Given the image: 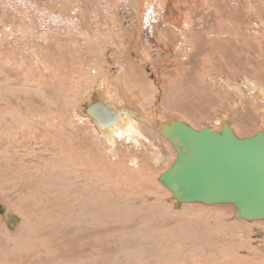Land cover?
Wrapping results in <instances>:
<instances>
[{"label": "rangeland", "instance_id": "rangeland-1", "mask_svg": "<svg viewBox=\"0 0 264 264\" xmlns=\"http://www.w3.org/2000/svg\"><path fill=\"white\" fill-rule=\"evenodd\" d=\"M138 1L0 0V110L4 112L7 119L3 124L4 129L0 128V140L3 138V145L1 144L0 147V205L5 209V213L0 215V234H11L18 246V250L15 251L8 248L11 241L1 244L0 264H264V219L248 221L236 218L234 217L235 207L231 204L206 205L190 202L175 205L170 191L158 180L159 175L172 163L175 150L171 143L150 125L140 130L147 140L141 139L139 148L129 141L116 138L114 141L117 155L113 157L108 152L109 143L99 138L100 141H97V144L100 153L96 150L88 152L84 149L80 155L82 156L80 170L84 168V161V166H89L88 169L91 170H88V173L83 170L84 174L80 177L82 179L76 175L75 177L72 170L65 167L66 160L65 163L64 160H58L61 158L57 157L56 147L62 143V136L57 130H64L66 147L70 145L71 135L74 137L84 134L86 137L88 135L92 137L97 132L98 136V130L90 120L87 111L83 112L79 104L87 101L86 98L91 103L102 100L100 95L93 93L94 88L97 87L103 73V77H109L116 75L117 70L121 71L115 57L121 56L124 52L126 55V50L122 52L120 48L113 50L112 43L110 48L102 52V45H93L92 40L98 37L96 31L103 24L109 25L110 20L117 27L116 32H122L120 28L118 29V26L121 27L122 24L123 27L132 28V34L137 35L138 28L134 24L137 21L135 9ZM170 1L180 5L184 15L187 14V19L193 25L191 29L194 26L198 29L197 42L202 44L206 40L204 38L206 32L204 34L202 29L205 28V24L209 26L219 15L224 16L222 19L225 20V16L234 6L223 10L219 3L216 5L214 1L211 3V9L214 10L208 12L209 17H205L206 14H203L202 10L206 3L204 0ZM63 5L67 11L62 13ZM222 7L226 8L225 5ZM243 9L241 8L240 12H243ZM162 14L163 16L157 20L146 18L148 23H145V17L140 20L144 26L140 30L142 39L150 45L156 44L159 51L161 50L157 45L158 41L150 32L152 29L158 30L167 23L164 19L167 17V12L163 11ZM248 20L244 25L245 30ZM97 33L101 35V30ZM244 33L246 37L252 39L254 47L260 50L257 40H260L264 33L260 36L255 32ZM184 34L188 39V35ZM120 36L113 37L112 40L117 39L118 44L125 47L126 41L123 37L126 38L127 34L122 35L121 40ZM215 37L218 41L214 42V45L211 42L207 45L204 43L205 47L200 46L197 53L193 54L195 56L189 63L196 64L195 70L207 69L212 74L217 73L216 63L208 61L200 64L199 59H195L199 54L208 56L210 50L211 55L208 57L213 55L217 61L223 58L219 55L224 54L218 43L221 36L218 33ZM194 38V35H190L189 42H195ZM179 39H182V36ZM228 39L231 42L232 36ZM114 44L117 46V43L114 42ZM162 49L169 55L168 49L163 44ZM191 51L187 49V55L191 54ZM227 54L226 57H231L233 53ZM171 56L174 57L175 54ZM184 56L180 55L179 59H187V56ZM254 56L256 57V54ZM238 57L240 52L234 58ZM243 60L246 63V65L243 63V69L247 71L248 67L252 73L255 72L253 71L255 67L252 68L254 64H247V56ZM95 63L102 66L99 69L101 71L99 75L88 70L89 66ZM140 68L146 72L142 66ZM130 73L131 71H128V75ZM143 76L145 78L144 73ZM186 79L188 77L183 81H187ZM112 81L109 80L108 83L112 85ZM141 82H145L143 77ZM155 82L157 86L152 87L155 95H150L151 102L145 105V109L152 114L153 108L155 109L156 106L160 108L157 109L156 121H167V116L176 115L171 112L172 103H174L179 109L174 112H179V115L183 116L181 120L189 122L198 129L205 125L216 128L211 121L215 112L207 114V117H200L196 112L190 111V107L185 110L183 106L187 102H175V97L159 90V87H162L161 80L160 83L158 79ZM187 82V86L182 90L185 92L194 90L198 94L192 82L189 80ZM112 87L114 88V85ZM227 89L230 93L229 87ZM114 93L110 91L109 94L118 101L121 96ZM203 95L208 103L206 105H214L217 108V102H214L215 100L207 90H204ZM188 99L192 100L189 97ZM67 101L71 102L67 103ZM168 102H170L168 106L171 104L170 108H163ZM59 103L62 104L61 107ZM63 103L66 104L64 108ZM39 105L46 106L48 112L46 114L49 116V122H45L48 128L43 130L45 135L42 142L31 138L21 139L18 130H24L29 126V124L25 125L26 122L33 119L29 112L30 107L34 111V106ZM258 105H263L262 109H264V102L260 101ZM58 115L64 116L63 125L55 120V116ZM13 117L14 122L8 124ZM76 117L80 118L83 124L85 122V125H79L76 130L70 125L66 127L65 123L69 122L68 119L72 120ZM257 120L246 127L247 129L242 127L245 120H241L238 126L234 123V130L239 136L251 135L260 129V119ZM216 126V129L220 127V125ZM35 130L38 129L35 128ZM69 130H75V135L73 131L69 135ZM56 131L58 138L55 137L54 141L53 137L56 135L53 133ZM41 134L35 133L37 138ZM9 135L19 139L16 142L13 141L15 145L8 140ZM52 141L53 148L57 152L52 149ZM155 148L161 152L156 162L153 159ZM70 154L71 152H68L67 155ZM83 155H88L89 159L92 157L91 161ZM133 156L138 158L139 169L128 164ZM66 158L68 157L65 156L63 159ZM78 168L79 165L75 167L76 171ZM86 176L97 180H89ZM71 179L75 180L76 184L72 180V185ZM125 182H128V185L124 184ZM6 193L8 195H4ZM23 194L24 196L21 197ZM24 202L30 204L27 205ZM20 203L21 206L26 207L25 211L21 209V212L19 209ZM78 208L81 210L79 211ZM76 222H82L84 226H78ZM58 228L59 231L61 230L60 233ZM257 231H260L259 236ZM72 234H74L73 237H71ZM80 241L81 243L78 244L77 242ZM25 248H27L26 252L22 254L23 256L20 255L23 257L20 258L16 253Z\"/></svg>", "mask_w": 264, "mask_h": 264}, {"label": "bare ground", "instance_id": "bare-ground-1", "mask_svg": "<svg viewBox=\"0 0 264 264\" xmlns=\"http://www.w3.org/2000/svg\"><path fill=\"white\" fill-rule=\"evenodd\" d=\"M100 1L101 0H98V2H100ZM214 1H216L215 2L216 5L219 3L220 7L223 10L224 9H227V7L230 8V6H233L234 5L233 6V9L229 11V14L227 16H225V20L222 19V17L224 18V16L219 15V17L216 18V20H213L209 26L207 24H205V28H202L201 27L202 29H204V31H203L204 34L206 32V34L204 36V38H206V40H204V43L206 45L209 44L210 42L212 44L214 42H217L218 40H217V37H215V35L219 33V35L221 36L220 37L221 40H219L218 43H219V45H221L222 52H224V54H219V55L221 57H223V58H221V60L217 61L216 60V57L213 56V55L211 57H208L209 55H211L210 54L211 53V50H210V51H208V56L205 55V57H204L202 54H199V55H197L195 57V59H199L198 63H200V64H204L205 62H208V61H210L212 63H216V66H217L216 67V71H217V73L216 74H212L207 69L206 70H203V71L195 70L194 69V65H196V64L195 63H193V64L191 63V65H190V63H189L190 66H189V68L187 67L188 70H185V72L182 73V76H174L173 77L174 84L176 82L183 83L184 82L183 81L184 78H187L188 77L189 81L192 82V86H194L195 89L198 90V94L194 90H192L191 92L197 94L202 99H205V96L203 95L204 90L205 91L207 90V92L211 96H213L214 94H216L213 97V100L218 99L217 100V108H218L217 110L218 111L216 110L215 111V113H216L215 116L213 118H211L212 120L210 119L212 122H214V124H215L214 126L216 128H217L216 125H221V123L224 122V123L229 124L230 127L234 130V127H233L234 123L236 124V126H238L240 124V121L241 120H245V123L242 126L245 129L246 127H248L250 125L251 121L253 120V117L255 116V117H257V118L260 119V121H259V124H260L259 128L260 129L259 130H263L264 131V109H262L263 108V105H258V103H260V101L264 102V36L260 40H257L259 42V47H260V50H259L258 48H255L254 47L255 45L252 43V39L250 37H246V35L244 33V32H247V31H248L249 34H252L253 32H255L259 36L264 33V0H204V2H206V3L202 7V10H203V14H206L205 17H209L208 16L209 15L208 12H210L211 10H214V9H211V6H212L211 3L214 2ZM103 3H105V1ZM195 3H196V1H195ZM223 5H225L226 8L225 7H222ZM241 8L242 9L244 8V9H247V10H244L243 9V12H240L241 11ZM62 9H63L62 10V13L64 11H67V8L65 7V5H63ZM193 9H194V7H193ZM163 11L164 12H167V14H166L167 17H168V15L170 16V15H174L175 14L173 17H171V16L168 17V18L165 17L164 19H165V21L167 23L170 21V24H172L171 26H173V28L170 27L169 30H174V31H176L179 34L178 35V38H177L178 40L177 41H174L173 43H168V40H166V39H163V41L161 40L162 41V44L165 45L166 48L169 51V55L168 56H171V55L175 54L174 57L173 56H171V57L173 59H177V60H181L182 61V59H179V56L180 55H185V56H187V59H185V61L186 62H189L195 56V55L193 56V54L195 52L197 53V51L199 50V47L200 46L205 47V44L204 43L202 44L200 42L199 43L197 42V32H198V29L195 26L193 27V29H191V27L193 25L190 23L189 19H187V17H186L187 14L184 15V13H183L184 11H183V9H181L180 5L178 6V4H175L174 2H171L170 0H139L138 2H136L135 17H136V20L137 21L134 24L138 28V30L136 32L137 35L132 34L133 33V32H131L132 28L123 27L122 24H121V27H119L117 25L118 26V29L120 28L121 31H122V32L119 31L120 32V34H119V32H116V28L117 27H115L112 24L113 21L110 20L109 25L108 24H103L98 29V30H101V35H98V33H97L98 30L96 29L97 30L96 31V36H98V37H95L92 40V44L93 45L101 44L102 47H103V49L101 51L103 52V51H106L107 50L106 48H110V45L113 43V46H112L113 50H115V48L116 49L117 48H120L119 50L122 52L125 49L126 50V55L127 56H132L130 58L132 60H134V58H137L138 55H136L134 53V51L131 52V50H135V48L138 47L137 46V42H138L139 39L142 38V36H141L142 35V33H141L142 31H140V30H141L142 27L144 28V26L142 25L143 22L141 23L140 20H142V17L143 18L145 17V19L147 18L148 20L151 19V18L157 20V19L160 18V16H163V14H162ZM239 15H241V16H239ZM183 17H184V19H183ZM245 18L247 20L248 19L251 20V21L248 20L247 25H246L247 26L246 30L244 28V25L246 24V21H247V20L245 21ZM147 19H146L145 23H148V20ZM188 21H189V23H188ZM129 23L130 24H133V22H129ZM170 24H169V26H170ZM218 25H219V27H218ZM164 31L165 32H169L166 29H164ZM164 31L162 30V32H164ZM184 33H186L188 35V39H187V36ZM124 34H127V37L126 38L123 37ZM119 35H121L119 37V39L122 38V37H123V39H125L127 46H125V47L120 46L118 44L119 41L117 39H116L117 41L116 40H112L113 37H116V36L118 37ZM190 35H194V37H195L194 40H196L195 42H193V43H190L189 42V36ZM180 36H182V39H179ZM229 36H232L231 42L228 39ZM129 38H131L133 40H130ZM199 40H200V38H199ZM202 41H203V39H202ZM114 42L117 43V46H115ZM187 49H191L192 50L190 52L191 54L187 55V53H186V50ZM139 50L137 49L138 52H139ZM202 50H204V48ZM231 52L233 54H231ZM238 52H240V57L234 58L237 55ZM145 53H144V51H142L141 52V55L143 56V54H145ZM227 53L231 54V57L230 56L226 57V55H228ZM254 54H256V57L254 56ZM126 55H125V52H124L121 56L118 55L117 57H115V59L117 58V64H118V66L121 67V70H122V68L127 69L129 67L128 60H126V62L124 61V58H125ZM242 55L244 57H242ZM142 56H141V58H142ZM161 56L163 57V55H161ZM246 56H247V62H248L247 64L248 65L254 64L252 68L255 67L253 69V71H255V72H253V73L250 71V69H248V67H247V71L245 69H243L244 68V64L246 65V63H245V61L243 59L246 58ZM112 57L114 58V55H112ZM257 57H259V59H257ZM150 58L153 59L152 57H150ZM131 61H129V62L131 63ZM147 61H145V62H147ZM150 62H152V60ZM162 62H165V60L162 61ZM234 63H236V64H234ZM155 66H156V64H155ZM100 67L102 68L101 64H99V63L96 64L95 63L93 66L90 65L89 68H88V70L90 69L92 72H94V74H98L99 75V73L101 72L99 70ZM256 67H260V68H256ZM161 68H163V66ZM177 69L184 70V68L182 66H178ZM90 70H89V72H90ZM134 70L136 71V69H134ZM167 70L168 69H166V71ZM159 71L160 70H158V72ZM116 72H117V74L116 75L114 74L115 76L112 75V76H109V77L108 76L103 77L104 76V73H103V75H102L103 78L101 77L100 81H98L99 83H98L97 87L95 86L96 88H94V92L93 93L96 94V95H100L101 96V99H102L101 101H97V102L93 101L91 103L88 100V98H86L87 101L79 104V108L81 107L83 109L82 110L83 112L84 111H87V113L91 116L90 120L93 122V125L97 128V130H98V136H97V132H96V134H93L92 137L89 136V135L86 137L84 134L81 135V136L75 135V132H76L75 130L79 127V125L83 124L82 121H81V119L76 117L75 119H72L73 121L71 119H68L69 122L68 123H65L66 127L68 125H70V127H72V128L75 129V130H69V135L72 133V131H73V134L75 135L74 137H72V135H71V138L69 140L70 145L66 147L65 142H67V141H65L66 140V137L64 136V130H57L58 132L61 133V136H62V138H61L62 139V141H61L62 143L60 144V146H57L56 147V144H55L56 150L58 152L53 148L54 142L52 141V143H53V145L51 144L52 149H54L58 153V155L56 154L57 157L59 156V158H61V159H58V160H61V161L64 160V163H65V160H66L65 167L67 166L68 169H71L72 172L74 173V176L76 175L78 178L82 177L83 174H84V172H87L88 173V170H91L90 168L88 169L89 166H84L85 161L83 162V167H84L83 170H84V172H82L83 170H80V168H82V160L80 162V159L82 157V156L80 157L81 153H83L84 149L88 150V152H90V151L93 152V151L96 150V152L98 151L100 153L99 146L97 144L98 143L97 141H100L99 138L102 141L107 142V144L109 143L108 152L110 153L111 156L114 157V156L117 155V153L115 152L116 149H115V141H114V139H116V138L124 139V141H129L130 143H132L133 146H135L136 148H139L140 147V141H141V139L142 140L145 139V141L147 140L146 136L143 135V133L140 130H143V127L144 126L150 125L153 130L157 131L158 125L160 124V122H162L161 120L160 121H156L155 120L156 119L155 118L156 117V114L158 112L157 109L158 110L160 109L158 106H156L155 109L153 108L152 109V114H149V115H145L146 113L141 112V111H138L139 109L134 105L135 104L134 100H130L131 97L134 98L136 96L135 93H134L135 91L133 90L134 92H130V90H129V92H130V98H129L126 95V94H128V92H125L122 89V87L120 86V82L122 81V78L124 79V77H125V75H123L124 72L121 71L122 72L121 73V72H118V70ZM248 73H250V74H248ZM142 75H143L142 73L141 74H138L137 73V76L138 77H141ZM74 76H76V75L74 74ZM91 76H93V75L91 74ZM201 76H203V79L202 80L200 78ZM109 80H113L112 81V85L110 83H108ZM114 81L115 82H118L117 83L118 85L116 84L117 86H115V82ZM158 82L160 83V80H158ZM166 83L168 84V82H166ZM113 85H114V88L112 87ZM178 85H180V84H178ZM170 86H172V85L170 84ZM175 86L176 87H180V86H177V85H175ZM228 87L230 89L229 90L230 93L227 91L228 90L227 89ZM110 91H113V93L115 92L114 95L116 94L118 96H121L120 99L117 101L116 99L112 98V96H110V94H109ZM177 91L175 89V91L172 93L174 95L173 97H175L174 100H176V101H177V98H179V97L182 96V95H177L176 94ZM257 92H259V94H257ZM139 95L141 96L142 93L139 94ZM183 97H185V96L183 95ZM188 97L189 96H187L186 98L188 99ZM138 98L139 97H135L134 99H138ZM189 98H191V97H189ZM193 100L199 101L198 98H194ZM70 102L71 101H67V103H70ZM204 102L201 103L200 106H203L205 104H208L205 100H204ZM60 103H59V106L61 107L62 104L60 105ZM99 103H100L99 106H94V105H97ZM112 103L115 104L116 107H113L114 105H112ZM132 103H133V105H132ZM126 104H128L129 106L132 105L133 106L132 108L135 107V110L138 112V114L135 113L136 116H134V113H132L133 110H129L128 108H130V107H128V108L125 107ZM189 104H190V102H189ZM63 105H64V103H63ZM65 105L63 106V108L66 107ZM196 105H199V104L196 103ZM73 107H74V105H73ZM88 107L90 108V110L88 109ZM111 109L112 110H115V109L118 110L119 109L121 112L112 111ZM30 110L31 111H29V112H30V114H32L31 116L33 117V119L28 120L26 122L25 125L29 124V126L25 127L24 130H18L19 131L18 132V135H21V139L22 138H24V140H26V138L36 139L37 141H39L41 143L42 142L43 135H45V131H43V130H47V128H48V125L46 126V123H45L47 121L49 122V120H48L49 116H48V114H46L48 112L46 110V106H42V105L34 106V111H33V108L30 107ZM176 110H179V109L176 107V105L174 103H172V111L171 112L172 113H175L176 115H174V116H171V115L167 116L166 117V119L168 118L167 121H171L172 119H176V118H178V120H181L182 119V116L179 115V112L178 111H177L178 113L174 112ZM82 111H80V112L83 113ZM142 111H144V110L142 109ZM5 112H6V110H5ZM140 112L143 113V114H141ZM3 113L4 112H2L0 110V128L2 130L5 127V125L3 126L4 122L7 121L6 116ZM254 114H256V115H254ZM257 115H259V116H257ZM66 118H68V117H66ZM14 119H15L14 117L11 118V120L8 121V124L9 123L12 124V122H14ZM63 119H64V116L62 117V115L55 116V120L56 121H59L61 123V125L64 124V120ZM167 121H165V122H167ZM183 121H185V120H183ZM185 122H187V121H185ZM187 123L190 124L189 122H187ZM33 124H35V125H33ZM83 125H85V122H84ZM86 125H87V123H86ZM190 125L192 127H194L192 124H190ZM210 127L213 128L212 126H210ZM35 128H37L38 130H35ZM51 131H49V132H51ZM57 131L54 132L53 134L56 135ZM234 132H235V134L237 136H239L236 133L235 130H234ZM35 133H40V134L42 133V134L39 135V137L37 138L36 135H38V134L35 135ZM0 134H1V130H0ZM48 135L52 136L49 133H48ZM159 135L161 136V134H159ZM251 135H248V136H251ZM58 136H59V134H58ZM55 137H57V135L53 137L54 141H55ZM239 137H244V136H239ZM49 138H48V140H49ZM2 140H3V138L0 140V147L3 145V141ZM8 140L10 142L14 143V142H16V140H19V139L16 138V137H14V136H12V135H9L8 136ZM50 140H52V139H50ZM57 140H60V139H57ZM15 144L16 143H14L13 145H15ZM22 145L25 148L24 143H22ZM69 150H72L73 152L72 151H69ZM68 152H71V154H73V155H71V154L70 155H67ZM160 153L161 152L158 149H156V148L154 149V156H153L154 162H156V160L159 159ZM89 154H91V153H89ZM0 155H1V151H0ZM65 156H67L68 158L63 159ZM84 157L85 158H88V155H85ZM67 162H68V164H67ZM128 164L131 167H134V168H138L139 169V166H138V158L137 157H134V156L131 157ZM77 165H79V168L76 171L75 167ZM93 167H96V166H93ZM68 169H66V171H68ZM80 179H82V178H80ZM88 179L90 180V179H96V178H92L90 176ZM122 179H124V178L122 177ZM72 180L73 179L70 180V183L72 185H73V183L76 184L75 183V180H73V183H72ZM128 181L130 182L131 180H128ZM85 183H86V180H85ZM127 183L125 182L124 184H127ZM77 185H79V183ZM38 186H40V185H38ZM145 186L147 187V185H145ZM122 187H125V186H122ZM146 190H147V188H146ZM4 195H8V194L6 193ZM23 196H24V194L21 197H23ZM27 197H28V194H27ZM48 197H49V195H48ZM6 199H7V197H6ZM24 201H26V200H24ZM24 203H26V202H24ZM195 203H199V202H195ZM29 204L30 203H28L27 205H29ZM182 204H184V203H182ZM0 207H2V206L0 205ZM16 207H17V205H16ZM18 207H19L20 210L23 209L25 211V208L26 207L21 206V203L18 205ZM29 210L31 211V209H29ZM80 210L81 209H79V211ZM21 212H22V210H21ZM4 213H5V209L3 208V213H0V215H3ZM11 220H12V218H11ZM255 220H259V219H254L253 221H255ZM76 225H78V226L80 225L81 226V225H83V223L82 222H79V223L76 222ZM71 226L72 225H70V227ZM54 231L57 232L56 230H54ZM60 231H59V228H58V232L59 233H60ZM76 231H78V229H76ZM257 232H258L257 235L259 236L260 235V231H257ZM85 234L86 233H84V235ZM87 234H90V233H87ZM261 234H262V232H261ZM50 235L52 236V234H50ZM73 236H74V234H72L71 237H73ZM76 236H77V234L75 235V237ZM77 238H76V240L78 241ZM10 241H11V243L8 244V248L10 250H15V251H16V249L18 250V246L15 243V239L14 238L12 239L11 234H8V233L7 234L6 233L0 234V245L1 244H4V243H8ZM19 242H20V240H19ZM77 243L79 244V243H81V241L80 242H77ZM260 245L262 246V244H260ZM73 246H74V244H73ZM26 249L27 248L21 249L19 252L17 251L16 254H18L19 256L22 255V254H25V252H26L25 250ZM89 249H90V247H89ZM15 251H13V253H15ZM86 252H88V251L86 250ZM263 252H264V249H263ZM88 254H89V252H88ZM22 256H20V258H23Z\"/></svg>", "mask_w": 264, "mask_h": 264}, {"label": "water", "instance_id": "water-1", "mask_svg": "<svg viewBox=\"0 0 264 264\" xmlns=\"http://www.w3.org/2000/svg\"><path fill=\"white\" fill-rule=\"evenodd\" d=\"M157 131L175 150L172 163L158 177L175 205L231 204L236 218L264 219L263 130L239 137L224 122L218 129H197L172 119L160 122Z\"/></svg>", "mask_w": 264, "mask_h": 264}, {"label": "crops", "instance_id": "crops-1", "mask_svg": "<svg viewBox=\"0 0 264 264\" xmlns=\"http://www.w3.org/2000/svg\"><path fill=\"white\" fill-rule=\"evenodd\" d=\"M170 24V23H169ZM168 23H165L164 26H161L158 28V30L156 29H152L150 33H152V36L155 38V40L158 41L157 45L160 46V50L159 51V47H156V44L155 45H150L146 40L144 39H139L138 42H137V48H135L134 53L137 56V58H134V60H132L130 57L132 56H125L124 58V61L126 62V60H128V65L129 67L127 69L125 68H122L121 70V67L118 66V68L124 72L123 75H125L124 79L122 78V83L120 82V86L122 87V89L125 91V92H128V94H126L129 98H130V92H134L135 93V97H139L138 99H134L131 97L130 100H134L135 102V106L139 109L138 111H141V112H144L146 113L145 115H149L150 114V111L146 110V104H150L151 100H150V95L153 94L155 95V93L152 92V87L153 86H157V83L155 82L156 79L158 80H161V85L162 87H159V90H162L164 92V94L166 95H170V96H174L172 93L175 91L176 89V94L177 95H182L181 97L177 98V101L175 102H187L183 107L185 110H187V108L190 107V111L192 112H197V114L200 116V117H207L206 115L207 114H211V113H214L218 108H216V106L214 105H203V106H200L201 103L204 102V99H202L200 96H198L197 94L191 92V91H187L185 93V91H183L182 89L185 88L188 84V80L189 79H186L187 81H184V83H181V82H176L174 84V81H173V77L174 76H182V73L185 72V70H188L189 68V62H186L185 59H183L182 61L181 60H177V59H173L171 58V56H168L166 53V51H163L162 49V44L161 42L163 41V39H166L168 40V43H173L177 37H178V33L174 30H169L170 27L173 28V26H171L172 24H170L169 26ZM164 29H166L167 31L169 32H165ZM162 30L164 32H162ZM160 34V35H159ZM158 37V38H157ZM162 40V41H161ZM146 43H148V45L146 46ZM127 46V44H126ZM144 47V48H143ZM137 49L139 50V52L137 51ZM144 51L145 54H143V56L141 55V52ZM159 51V52H158ZM140 53V54H139ZM188 54V53H187ZM145 55V56H144ZM160 55V56H159ZM163 55V57L161 56ZM167 55V56H166ZM142 56V58H141ZM148 56V57H147ZM154 56V57H153ZM158 56V57H157ZM147 57V58H146ZM150 57H152L153 59H151ZM157 57V58H156ZM160 57V58H159ZM185 57V56H184ZM146 58V59H145ZM159 58V59H158ZM163 58V59H162ZM132 60V61H131ZM148 60V61H147ZM152 60V62H150ZM165 62H162L164 61ZM131 61V63L129 62ZM141 61V62H140ZM144 61V62H143ZM147 61V62H145ZM156 62V63H155ZM158 62V63H157ZM116 63H117V58H116ZM156 64V66H155ZM142 65V68L145 69L146 72H143L140 68V66ZM149 65V66H148ZM163 66V68H161ZM178 66H182L184 68V70H179L177 69ZM138 67V68H137ZM174 67V68H173ZM176 67V68H175ZM188 67V68H187ZM147 68V69H146ZM155 68V69H154ZM136 69V71L134 70ZM166 69H168L166 71ZM174 69V70H173ZM125 70V71H124ZM158 70H160L158 72ZM119 71V72H121ZM128 71H131V73L128 75ZM178 71V72H177ZM121 72V73H122ZM151 72V73H150ZM170 72V73H169ZM137 73L138 74H143L145 75V78L143 76V79L145 80V82H141V77H138L137 76ZM159 75V76H158ZM171 75V76H170ZM153 76H154V79H153ZM168 77V78H167ZM201 80L203 79V76L200 77ZM185 79V78H184ZM125 80V81H124ZM140 81V82H139ZM168 82V84L166 83ZM170 84L172 86H170ZM180 84V85H178ZM118 85V84H117ZM116 83H115V86H117ZM175 85L177 86H180V87H174ZM183 85V86H182ZM135 87V88H134ZM214 88V87H213ZM137 89V90H136ZM215 89V88H214ZM130 90V92H129ZM134 90V91H133ZM139 92V93H138ZM189 92V93H188ZM142 95L140 96L139 94ZM183 95L185 97H183ZM189 96L192 98V100L190 99H186V97ZM215 95H213L212 97H214ZM145 98V99H144ZM194 98H198L199 101L197 100H193ZM193 101V102H192ZM97 102V101H96ZM190 102V104H189ZM214 102H217L216 100ZM170 102L164 104L163 108H170V105L168 106ZM199 104V105H196ZM214 104V103H213ZM99 104L97 105H94V106H99ZM112 105H114L113 107H116L115 104L112 103ZM133 105V103H132ZM132 105H128L126 104L125 107L128 108L129 110H133L132 113H134V116H136V114H138V112L135 110V107L132 108L133 106ZM189 105V106H188ZM215 107V110L213 112V108ZM142 108L144 109V111H142ZM88 109L90 110V108L88 107ZM93 109V108H92ZM108 109V108H107ZM112 110V109H111ZM112 111H118V112H121L119 109H115V110H112ZM199 111V112H198ZM208 111V112H207ZM86 112V111H85ZM140 112V113H141ZM136 113V114H135ZM143 114V113H141ZM189 114V113H188ZM191 117L192 115L189 114ZM88 116L91 118V116L88 114ZM183 117V116H182ZM257 117H253V120L251 121L250 125L251 124H254V121H258ZM260 121V120H259Z\"/></svg>", "mask_w": 264, "mask_h": 264}]
</instances>
